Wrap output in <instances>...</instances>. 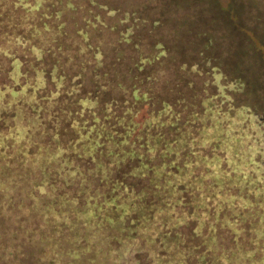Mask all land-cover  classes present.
<instances>
[{
    "label": "trees",
    "instance_id": "obj_1",
    "mask_svg": "<svg viewBox=\"0 0 264 264\" xmlns=\"http://www.w3.org/2000/svg\"><path fill=\"white\" fill-rule=\"evenodd\" d=\"M106 1L89 0L72 29L46 0L0 9V98L57 119L41 130L15 111L0 124V264H133L149 217L136 216L142 180L155 183L153 207L170 206L182 189L170 181H196L236 109L251 108L237 94L264 65V0ZM156 49L174 61L158 72ZM167 224L152 264H188L162 253L180 243Z\"/></svg>",
    "mask_w": 264,
    "mask_h": 264
},
{
    "label": "rangeland",
    "instance_id": "obj_2",
    "mask_svg": "<svg viewBox=\"0 0 264 264\" xmlns=\"http://www.w3.org/2000/svg\"><path fill=\"white\" fill-rule=\"evenodd\" d=\"M26 2L32 4L33 0ZM0 3L1 11L9 7V0L6 4L3 0ZM45 4L50 6L49 10L54 15H59L58 23L64 21L69 29L76 23L85 25V19L91 15L89 0H46ZM106 13L108 8L100 9V15ZM106 20L113 22L111 17H106ZM91 35L94 40L104 36L93 31ZM150 44L148 39H142L143 47ZM152 54L158 55V64L153 63L152 71L165 70L174 62L166 50L156 49ZM263 66L261 72L247 71V87L237 97L248 102L251 108L243 106L236 109L228 132L219 145V155L204 166L196 181L189 184H181L176 179L170 181L171 185L177 183L182 188L176 191L177 199L174 203L159 210L153 207L152 203L156 200L153 196L155 183L142 180L141 187L137 188L142 192L135 200L138 210L136 216L143 220L142 213L147 211L149 217L142 226V233L145 235L142 238V248L132 254L133 264H152L151 254L163 235L161 223H168L166 231L170 235L166 237H180V243L176 246L174 241H168L166 251L163 250L162 253L168 256L175 253L177 258L188 264H216V261L227 264L232 258L233 264H238L241 256H248L249 253L252 254L251 262L247 260L249 257H243L240 264H264ZM30 99L20 102L18 94L6 99L0 98V124L3 125V118L8 123L6 117L13 124L15 111L21 118L24 112H34L31 107L33 101ZM5 109L9 112L3 114ZM34 114L38 116L35 123L38 129L45 130L48 125L52 128L57 123L54 108H50L49 112L35 110ZM24 123L29 125L28 130H35L32 122L25 119ZM168 177L170 180V176ZM162 190L166 192L164 188ZM170 199L172 198H165V203H169ZM148 204L151 205L148 207ZM174 221L176 226H173ZM148 238L154 242L147 245ZM241 243L251 251H243Z\"/></svg>",
    "mask_w": 264,
    "mask_h": 264
}]
</instances>
